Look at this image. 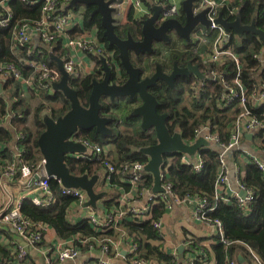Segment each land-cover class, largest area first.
<instances>
[{
	"label": "trees",
	"instance_id": "1",
	"mask_svg": "<svg viewBox=\"0 0 264 264\" xmlns=\"http://www.w3.org/2000/svg\"><path fill=\"white\" fill-rule=\"evenodd\" d=\"M68 4L65 8L78 13L82 20V27L74 29L69 34L72 37H78L85 32L94 30L99 44L103 46V55L108 56V54H111L117 64L120 65L116 48L108 47L107 41L103 36L100 18L98 15L93 14L95 7L88 6L82 11H78L77 8L68 7ZM116 4H118L117 0ZM9 6L13 11V19L7 28L0 29V62L14 65L22 76H27L31 71L26 68L22 59H19L22 54L17 55L10 49L12 27L16 22L38 18L39 9L29 10L20 0H11ZM148 6L151 10L149 3H147V8ZM235 8H238L237 12L241 25H250L254 22L255 27L264 32V0H243L239 6L230 4V6L221 7L218 12L221 13L223 19L233 22L236 14L231 15L230 11ZM117 13L118 10L116 9L113 17L116 20L115 32L117 36L126 38L127 33H129L134 40H140L142 38L140 20L149 14L137 13L130 7L127 14V22L122 25L116 19ZM177 20L182 24L185 22L184 13L181 10ZM213 39V36H209L205 42H199L196 52L193 46L187 49L185 40H179L184 47L182 50H178L174 57L179 56L182 58L184 65L187 60L194 59L199 66V70L203 73L205 65L201 62L199 56L209 52ZM54 44L58 45V41ZM229 46L232 48L233 53L238 56V79L245 90L247 108L250 114L264 126V99L254 105L251 104L253 98L257 99L261 93H264L263 42L257 35L250 32H245L241 37L236 36L232 32L229 38ZM41 50L44 51L41 58L53 68H55L56 64L51 56L60 57L64 52L59 46L55 47L51 54L46 53L44 47ZM162 52L158 48L155 56L152 57L155 59L161 58ZM255 55H260L263 62L255 58ZM130 62L134 67L141 70L143 77L152 75L155 66L153 60L149 58L143 59V55L136 57L130 54ZM95 64L96 68L93 75H87L81 79L69 82V86L77 92L80 105L84 107L88 106L92 80H100L98 79L100 77L98 72L100 71L101 63L95 60ZM117 69H119V74L113 81L117 84H122L126 79V75L120 66ZM216 69L218 75L222 76L223 82L236 88L232 82L237 74L236 64L233 60L224 61ZM195 82V78L192 77L175 81L172 88L163 85L162 87L156 86L150 89V93L159 103L158 113L168 115L166 126L170 134L179 133L185 142L193 141L195 130L209 123L211 130L217 133L219 143L225 146L229 143L233 124L240 112L238 102L232 99L224 109H220L217 105V100L223 93L220 80H205L204 85L196 95H194L193 90ZM4 89L5 95L12 101L10 111L17 113V116L12 119L10 128L0 127V162L8 158V146L6 147V145H9L12 141L13 131L15 134L23 135L19 143L24 149L23 160L29 165L31 171L35 173L37 171L36 166L42 158L38 150L37 139L45 129L41 112L47 110L50 116L56 120L70 109V103L60 92L49 90L48 92H40L38 96L44 102L39 101L36 108L32 109L31 104L26 100L27 98L31 99L32 96L38 97L34 93L23 94L21 85L14 80L7 81ZM187 98L190 101L189 105L184 103ZM101 104L100 115L112 119V122L108 124L112 131L111 136L102 137L96 134L94 130H80L77 132L76 137L102 147L105 150V153L103 151L102 154L103 160L115 168V172L110 176L111 186L109 191L112 192V195L103 201V210L108 213L118 207L117 197L119 193L115 194V191L119 192L118 189L127 191L129 189L128 185L120 182V179L124 176L122 175L123 168L134 163H141L145 166L148 158L140 153V149L152 146L157 141L153 131L143 132L139 126V119L131 116V111L137 104L135 101L111 103L107 99H102ZM6 113V105L0 98V117ZM29 119L31 127H28ZM123 126H125V129H123ZM255 137L259 140V149H263L264 128L259 130ZM108 146H112L113 149H108ZM219 154V151L215 149H203L198 152V157L201 160L199 171L194 169V165L184 164L181 159L182 154L174 153L167 156V158H164V162L167 165L164 182L169 186L171 193L180 201L184 202L188 198L200 197L206 200L209 208L214 206V209L207 212L204 216L205 221L210 225L218 222L222 228L223 239L227 242V244H224L218 241L211 247L215 264H231V262L240 264L241 258L248 264H254V257L261 264H264V172L252 162L241 167L242 169L239 171L238 179L240 184L253 195V200L247 205L248 211L245 213L235 201L226 204L218 199L215 181L220 170ZM231 154L233 160L237 163L240 151L237 149L232 151ZM66 166L74 176L99 175L105 170L100 162L74 158H67ZM14 182L24 186L17 179ZM152 185V176L147 172H143L138 183L139 190H151ZM49 187L54 198L50 206L41 208L35 206L30 199L25 198L21 202L19 211L30 222L43 224L52 229L58 239L71 241L80 254H86L91 249L99 251L102 246H108L110 252L108 258L111 259L110 255L112 253L116 254L113 244L123 239V243L129 241L136 246V259L142 261L152 259L159 264H198L209 256V250L203 247L201 256L192 262L188 259L179 263L176 256L164 253L159 245L153 244V242L162 239L161 232L154 227V223L163 220V216L167 212L165 200L161 198H156L152 202L149 217L146 220L137 222L126 217L120 220L117 228L98 231L91 226L87 219L72 223L68 213L75 204V199L61 194L59 184L54 180L49 181ZM3 226L5 224H0V233L5 231ZM43 234L44 232H42L41 241ZM194 242L195 246L198 247L200 241L196 240ZM192 243L190 244L191 247ZM15 246H18V244L10 246L0 245V264H16L17 252L13 253L12 251ZM126 258L128 259L129 257L127 256ZM24 261L25 259L23 264ZM93 261L94 263L92 264H96V262L99 264V261Z\"/></svg>",
	"mask_w": 264,
	"mask_h": 264
},
{
	"label": "built area",
	"instance_id": "2",
	"mask_svg": "<svg viewBox=\"0 0 264 264\" xmlns=\"http://www.w3.org/2000/svg\"><path fill=\"white\" fill-rule=\"evenodd\" d=\"M11 0H0V29L7 28L12 19L13 11L9 6ZM143 0H131L130 7H132L137 13H148L143 11ZM182 0H162L160 2L163 10L161 12V20L174 18L178 19L180 14V3ZM29 10L39 9V16L35 19H25L23 21L16 22L12 27L11 37V51L17 55L22 54L19 59H22L24 65L31 72L27 76L22 74L12 64H5L0 62V98L6 105L7 113L0 117V127L10 128L11 121L17 116V113L10 111L12 101L5 95L4 86L7 81L14 80L21 85V91L23 94L34 93L38 96L40 92H48L53 90V84L58 83L61 80V72L58 69V65L55 61V68L47 64L41 56L44 51L41 48L46 49V53L51 54L55 47L59 46L64 52L60 57L54 55L52 57L59 59L62 64L63 70L68 74L69 80H78L87 75H93L95 73V60L96 54L103 55V46L99 44L95 33L90 35L88 32L81 34L78 37H72L69 33L76 28H80L79 25L80 16L78 13L72 12L70 9H66L65 6L70 0H20ZM159 5V4H158ZM219 1L218 0H198L195 13L202 9H208L206 17L210 22L208 29L203 27H197L193 33L194 37V51H197V45L199 42H205L206 38L213 36V42L210 46V50L206 54H200V59L203 64L210 67L208 72V79L220 80L222 84L223 93L217 100V105L220 109H224L230 100L235 99L238 102L240 112L233 124L229 143L225 146L219 143L217 133L211 130L209 123H206L195 130V138L202 137L205 141L211 144H217L219 146L220 157V170L215 181V190L218 199L224 203L229 204L231 201H235L241 210L245 213L248 211L247 205L253 200L251 192L245 190L238 179L239 191H245L246 197L240 198L238 193L232 198L220 196L219 191L222 190L227 183V164L225 157L228 153L235 151L239 148L241 141L245 134H253L255 136L259 130L264 128L262 123L256 120L254 116L250 114L246 105L245 90L238 79L239 76V60L238 56L233 53L232 48L229 46L230 34L225 33L222 26L215 23V20L219 14ZM237 9H232V13H236ZM58 41V45H55ZM66 51V53H65ZM105 56V55H104ZM107 63L111 69L116 71V76L119 74V70L115 68V60L111 54L105 56ZM255 58L263 62L260 55H255ZM233 60L236 64L237 74L233 78L232 82L236 86L232 87L222 81V76L218 75L217 66L222 64L226 60ZM205 81V80H204ZM204 81H196L193 90L196 94L204 85ZM235 88V89H234ZM264 99V93L256 99L253 98L251 104L261 102ZM16 102V100H14ZM49 114L47 110H45ZM13 139L8 146V158L0 162V179L14 182L16 179L24 186V192L16 203L11 205L8 209L6 207L0 209V224L10 226L16 234L24 241V246H15L12 251L17 252L16 264H23V260L26 258L25 246H36L41 241V235L46 230V225L34 224L27 220L19 211L20 205L23 199L28 198L31 202L38 207L47 208L52 204L54 198L50 191L49 181L51 180L46 174L44 165L45 161L43 157L36 166V172L33 173L27 163L23 160L24 149L19 144L23 138L22 134H15L13 131ZM74 141L83 144L86 151L80 154L68 155L67 158L82 159L87 161H97L102 163L105 170L103 171L105 181H109L110 176L115 172L113 165L105 162L102 157V147L91 143L90 141L81 140L75 137ZM192 142V141H191ZM259 153L264 156V148L259 149ZM182 161L186 165H194V169L199 171L201 167V160L196 155L195 159L191 161L186 155L182 154ZM66 158V159H67ZM252 163L264 172V159L249 156ZM165 164V162H164ZM163 164V170L161 168V186L164 189L163 193H152V190L144 191V189L138 188V183L141 178V174L144 171V167L141 163H134L127 165L123 168L122 175H124L120 182L129 186L127 191H121L117 197L118 207L112 212H104L102 217H99L96 213L89 215L86 219L91 226L98 231H107L117 228L120 220L126 217L134 219L137 222H142L149 217L152 202L156 198L165 200L166 210H171L172 206L185 204L188 202L193 203L192 217L197 220L205 221V215L207 212L214 209L208 207V203L205 199L200 197L188 198L184 202L177 199L174 196L169 186L164 182L166 179V167ZM34 175L38 176L37 180L31 183ZM0 185H4L1 184ZM152 189V188H151ZM61 194L70 196L75 199V204L83 206L87 200V195L79 189H67L59 185ZM139 190V191H138ZM238 191V192H239ZM140 192V193H138ZM209 208V209H208ZM218 232L220 242L227 244L223 239V232L221 225L218 222L212 224ZM154 227L161 232L162 220L154 223ZM123 239L113 244L114 251L117 252L118 246L123 243ZM65 245L59 248L57 260L63 262L66 260L76 259L80 253L73 246L71 241H63ZM128 246L127 256L128 261L131 264H159L155 260L142 261L136 259V246L129 241L126 243ZM99 254V264H111L108 258L109 249L108 246H102L99 251L90 250L89 253ZM233 264V262H231ZM254 264H261L259 260L254 257Z\"/></svg>",
	"mask_w": 264,
	"mask_h": 264
},
{
	"label": "water",
	"instance_id": "3",
	"mask_svg": "<svg viewBox=\"0 0 264 264\" xmlns=\"http://www.w3.org/2000/svg\"><path fill=\"white\" fill-rule=\"evenodd\" d=\"M198 0H182L180 10L184 13L185 22L182 24L177 19L169 18L161 20L162 6L154 5L151 12L145 18L140 20L141 36L140 40H134L127 33L126 38L122 39L115 32L116 20L113 14L116 11V0H70V8H83L94 6L93 14L100 18V24L103 29V36L107 41L108 47H115L118 51V60L115 61V68L119 66L124 70L126 79L122 84L113 81L116 77V71L111 69L104 55L96 54L98 62L101 63L103 76L100 80L94 79L91 83V90L88 97V106H81L77 97V92L69 86V76L63 70L61 61L52 57L61 72V80L53 84V90L60 92L70 103V109L63 115L54 120L50 114L43 111L41 114L44 131L37 139L38 150L45 161L44 169L51 180L67 189H79L83 191L88 201L85 207L97 208V202L105 197V192H97L96 185L99 183V175L74 176L66 166L68 155L80 154L86 151L83 144L74 141L78 131L94 132L102 137H109L112 134L108 124L112 122L111 118L100 115L102 110V99H107L111 103H128L135 101L137 104L131 111V116L139 119V126L143 132L153 131L156 136V144L140 149V153L147 156L148 161L145 164L144 171L153 178L152 193H163L161 186V168L164 164V158L178 153L186 155L193 161L203 149L219 148L217 144L212 145L202 137L195 138L192 142H185L179 133L170 134L166 121L167 114H160L157 111L159 103L150 93V89L156 87L161 81L168 87H173L175 73L167 75L161 71V66L155 65V73L149 77H143L141 70L134 67L130 62V54L136 57L144 54H153V42H166L169 40V32L175 34L177 38L191 42V32L197 27L208 29L210 22L206 14L208 9H202L195 13ZM215 23L222 26L225 33L229 34L233 30L237 36H242L244 32H250L259 37L264 45V32L255 27L254 22L250 25H241L239 17L236 16L233 22H228L218 14ZM119 70V69H118ZM194 77L203 80L204 76L199 70L198 65L187 63L185 68ZM100 73V71L98 72ZM253 134H245V138L252 139ZM34 175L31 183L37 180ZM240 198L246 197L245 191H239ZM188 204V202H186ZM184 247L180 245L177 248V260L184 262ZM240 259V258H239ZM241 260V259H240Z\"/></svg>",
	"mask_w": 264,
	"mask_h": 264
},
{
	"label": "crops",
	"instance_id": "4",
	"mask_svg": "<svg viewBox=\"0 0 264 264\" xmlns=\"http://www.w3.org/2000/svg\"><path fill=\"white\" fill-rule=\"evenodd\" d=\"M218 1L220 5L219 9L227 5L230 6V4H236V6H239V4L243 2V0H218ZM117 2L118 4L115 5V8L118 10V13L116 14V19L119 24L123 25L126 24L127 22V14L130 9L131 0H117ZM160 2H162V0H143L142 1L143 11L150 10L149 6L147 8V3H149L150 6L152 7L158 4L161 6ZM235 14L236 16H238V12H236ZM79 25L82 27V20L79 21ZM232 32L234 33L233 30H230L229 34L231 35ZM92 33L94 34L95 31L92 30ZM235 35L237 36V34ZM155 46L157 47L156 48L157 50L159 47L158 44H155ZM155 46L153 47V49H155ZM178 50L179 49L176 47V51H175V47H172L171 44L170 48H168L167 51L177 52ZM145 58H149L154 62L161 63L160 58L157 60L154 57H152V54H144L143 59ZM210 67L205 65L204 72L202 73L204 79L203 80L199 79V81L202 82L208 79V72L210 71ZM214 149L219 151V148H214ZM238 150L240 151V154L237 157V163L233 160V156L231 153H228L225 157L228 171H227V183L225 187L219 191L220 196L222 197L232 198L235 196L236 193H238L239 189L237 183L240 175L239 171H241L242 169L241 167H243L244 165L250 164L251 161L249 159V156L257 157L259 159H264V156L259 153V140L255 136L249 140L245 138L244 135V138L241 141ZM99 178H100L99 183L97 184L98 187H96L95 190L97 192H105L106 194L105 197H103L102 200H99L97 202V208L95 210L90 207H85L84 205L81 206L74 204L70 208L68 213L69 219L72 223H76L79 220L86 219L89 215L93 213H96L99 217H102L104 215L103 201H105L107 198H110L112 192L109 191V187L111 185L109 184V181L107 180L105 181L103 172L99 173ZM0 183L4 184V185H0V209H2L7 205H13L14 203H16L17 200L21 198L24 189L22 188L21 185L15 182H10L7 180L0 179ZM118 191L119 192L115 191V194L121 192V190L119 189ZM193 207L194 206L192 202H190L189 204L185 203L181 205L172 206L171 210L167 211L166 214L163 216L162 230H161L162 239L160 241L153 242V244L159 245L160 248L164 251V253L176 256V258L178 256L177 248L180 245H182L185 248L184 259L185 260L189 259L190 262L195 260L197 257L201 256L202 248L204 247L207 250H209L210 252L209 256L204 260L200 261L198 264H215V259L211 252V247L215 245L218 241H220L217 235L218 232L214 226L208 224L206 221L194 219L192 217ZM3 229L5 231L0 233V245L10 246V245L18 244L24 246V241H22V239L16 234V232L10 226L5 225L3 226ZM196 240L200 241L199 242L200 246L198 245V247L195 246L194 241ZM191 243H192V247L190 246ZM63 245H65V242L58 239L55 232L47 227L46 230H44L42 241L40 242L39 245L37 244L36 246H25V250L27 254L24 264H92L94 263L93 260L98 261L99 259H101L99 257V254H97V252L95 253L87 252L86 254L81 253L74 260H66L63 262H59L57 260V255L59 252V248ZM127 246L128 245L126 243H121L118 246V250L116 254L112 253L110 255L111 264H131L126 258L127 249H128ZM96 264L98 263L96 262ZM240 264H248V263H246V261L243 258H241Z\"/></svg>",
	"mask_w": 264,
	"mask_h": 264
},
{
	"label": "flooded vegetation",
	"instance_id": "5",
	"mask_svg": "<svg viewBox=\"0 0 264 264\" xmlns=\"http://www.w3.org/2000/svg\"><path fill=\"white\" fill-rule=\"evenodd\" d=\"M196 29H198V28H196ZM196 29H194L192 32H191V36H190V38H191V42L190 43H186L187 44V49H190V48H192V45H194V37H193V33H194V31L196 30ZM168 35H169V40L168 41H166V42H153V44H152V47H154L155 46V44H158V46L160 47V46H163V47H165V46H167V48H170V44H172L175 40H183V39H180V38H177L176 36H175V34L174 33H172V32H169L168 33ZM122 39H124V38H122ZM158 47V48H159ZM117 50V49H116ZM118 52V51H117ZM155 54H156V48L154 49V53L152 54V56H155ZM134 55V54H133ZM176 55V53H173V52H171V51H169L168 52V57H169V65H163V63H158V62H155V65L158 63L160 66H161V71L163 72V73H165V74H167V75H170V74H172V73H175V77H174V79H173V84H174V82L175 81H177V80H185V79H189V78H192V77H194V75L193 74H190V73H188L187 71H186V73H185V68H186V65H187V63L188 62H190L191 64H193V65H198V64H196V62H195V60L194 59H192V60H190V61H186L185 62V65H184V61L182 60V58H180L179 56L178 57H174ZM118 56V55H117ZM175 58V59H174ZM157 59H159V58H157ZM97 61V60H96ZM155 67V66H154ZM100 69V73H99V76L100 77H98V79H101V77L103 76V71L101 70V67L99 68ZM155 68H153V73H152V75L155 73ZM201 72V71H200ZM195 78V81H198L199 79L198 78H196V77H194ZM94 80V79H93ZM92 80V81H93ZM163 85H165V86H167V84H165V83H163V82H161V81H159L158 82V85L157 86H163ZM168 87V86H167ZM170 88V87H169ZM157 111H158V108H157Z\"/></svg>",
	"mask_w": 264,
	"mask_h": 264
},
{
	"label": "rangeland",
	"instance_id": "6",
	"mask_svg": "<svg viewBox=\"0 0 264 264\" xmlns=\"http://www.w3.org/2000/svg\"><path fill=\"white\" fill-rule=\"evenodd\" d=\"M78 10H83V8H77ZM88 33L90 34V35H92V31H88ZM172 44H174V46H172V47H177L179 50H182L183 49V47H184V45H182V42L181 41H179V40H175ZM171 45V44H170ZM168 46V45H167ZM167 46H165V47H163V46H161L160 47V49L163 51L162 52V55H161V58H160V60H161V62L163 63V65H169V57H168V48H167ZM176 47H175V51H176ZM155 48H157L156 46H155ZM173 53H176V52H173ZM197 94V93H196ZM196 94H194V95H196ZM29 104H31V108L32 109H34V108H36V106H37V104H38V102L39 101H42V103L44 102V100L42 99V98H39V96L38 97H33L32 96V98L30 99V98H27V100H26ZM186 102H184L186 105H189L190 104V101H189V99L187 98L186 100H185ZM43 112V111H42ZM42 112H41V114H42ZM11 125H12V122H11ZM28 127H31V125H30V119L28 120ZM123 129H125V126H123ZM109 149H113L112 148V146H109L108 147ZM96 187H98L97 185H96Z\"/></svg>",
	"mask_w": 264,
	"mask_h": 264
}]
</instances>
